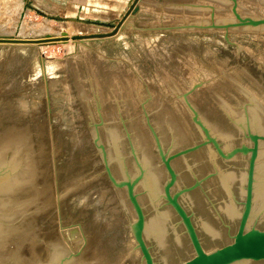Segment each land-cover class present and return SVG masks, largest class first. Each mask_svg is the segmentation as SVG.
I'll return each mask as SVG.
<instances>
[{
  "label": "water",
  "instance_id": "water-1",
  "mask_svg": "<svg viewBox=\"0 0 264 264\" xmlns=\"http://www.w3.org/2000/svg\"><path fill=\"white\" fill-rule=\"evenodd\" d=\"M139 1L110 33L73 39L112 38L131 15L125 28L264 39V0ZM65 63L142 264H264V87L191 53L109 63L81 47ZM0 264H84L43 238L25 158L1 133Z\"/></svg>",
  "mask_w": 264,
  "mask_h": 264
},
{
  "label": "rangeland",
  "instance_id": "rangeland-1",
  "mask_svg": "<svg viewBox=\"0 0 264 264\" xmlns=\"http://www.w3.org/2000/svg\"><path fill=\"white\" fill-rule=\"evenodd\" d=\"M133 1L0 0L1 39L45 37L33 27L69 38L43 49L0 47V133L25 158L43 238L84 264L94 256L88 247L96 237L93 223L101 217L108 225L101 238L111 240L103 250L109 261L142 262L65 63L68 57L81 47L109 63L191 53L229 65L264 87V39L240 31L125 28L131 15L112 38L73 39L110 33Z\"/></svg>",
  "mask_w": 264,
  "mask_h": 264
},
{
  "label": "bare ground",
  "instance_id": "bare-ground-1",
  "mask_svg": "<svg viewBox=\"0 0 264 264\" xmlns=\"http://www.w3.org/2000/svg\"><path fill=\"white\" fill-rule=\"evenodd\" d=\"M32 28V27H31ZM41 28V27H40ZM24 29H26V27L24 28ZM24 29H23V31H24ZM33 30V32H35L34 30H37V32H36V35H39V34H45V36H52V30L51 29H48V28H42V29H39L38 27L36 28V27H33L32 28ZM27 30V29H26ZM69 30V29H68ZM22 32V31H21ZM68 32V31H67ZM32 33V32H31ZM38 33V34H37ZM41 34V35H42ZM51 34V35H50ZM33 35H35V34H33ZM58 36V35H57ZM53 37H56V33H55V36H53ZM66 38H68V37H66ZM39 39V38H38ZM69 39V38H68ZM69 41V40H68ZM56 43H64V42H56ZM56 43H44V44H38V45H41L40 47H41V49H43L45 46H51V45H53V44H56ZM37 46V45H36ZM10 48V47H9ZM40 49V50H41ZM73 52V51H72ZM78 117V116H77ZM98 191H100L99 189H98ZM96 193V192H95ZM104 194V193H103ZM102 194V197L101 198H103L104 197V195ZM98 196H99V193H98ZM88 198V197H87ZM100 198V197H99ZM108 201V200H107ZM111 201V200H110ZM102 202V201H101ZM107 203V202H106ZM110 203V202H109ZM120 203V202H119ZM112 206V205H111ZM111 211V210H110ZM87 214V213H86ZM99 216V215H98ZM98 219H100V217L98 218ZM101 219H103V220H101ZM101 219L99 220V221H94V223H93V227H94V232H95V234H96V237L94 238V239H92V240H90L91 242L89 243V247H88V250L89 249H91L92 248V252H93V254H94V256H91V258H90V260H89V264H112L110 261H109V259L106 257V253H104V246H106V245H108V244H106V242H108V241H111V240H109L108 239V241H106L105 243H104V238L102 239L101 237H102V235H104L105 234V232H106V227L108 226L107 225V222H106V220H105V218H103V217H101ZM118 219V218H117ZM115 220V219H114ZM124 220V219H123ZM119 221V220H118ZM108 229V228H107ZM82 230V229H81ZM63 232V231H62ZM79 232V231H78ZM79 234V233H78ZM83 234V233H82ZM60 235V234H59ZM93 236V235H92ZM63 238H64V236H62ZM84 237V236H83ZM59 238H61V237H59ZM85 239V238H84ZM106 239V238H105ZM89 240V239H88ZM61 241H62V239H61ZM83 241V240H82ZM86 241V240H85ZM64 242V241H63ZM67 242V241H66ZM89 242V241H88ZM87 242V243H88ZM86 243V242H85ZM84 243V244H85ZM93 243V244H92ZM73 244V243H72ZM71 244V245H72ZM57 245H59V244H57ZM69 245V244H68ZM70 245V246H71ZM55 246V245H54ZM60 247H62V244H60L59 245ZM69 246V247H70ZM83 246V245H82ZM72 248H75L76 249V247H73V246H71ZM70 247V248H71ZM87 247V246H86ZM59 248V247H58ZM67 248V247H66ZM60 249H63V248H60ZM73 250V249H72ZM80 250V248L78 249V251ZM104 250V251H103ZM80 251H82V250H80ZM83 251H87L86 250V248L83 250ZM90 252H91V250H90ZM82 253V252H81ZM75 254V253H74ZM93 254H91V255H93ZM89 258V257H88ZM87 263V264H88ZM116 264H117V262H115ZM114 264V263H113Z\"/></svg>",
  "mask_w": 264,
  "mask_h": 264
}]
</instances>
